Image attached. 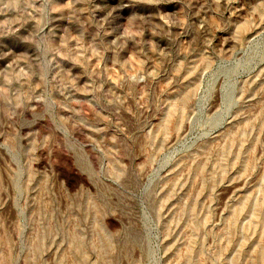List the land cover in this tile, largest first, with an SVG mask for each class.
<instances>
[{
    "label": "rangeland",
    "instance_id": "obj_1",
    "mask_svg": "<svg viewBox=\"0 0 264 264\" xmlns=\"http://www.w3.org/2000/svg\"><path fill=\"white\" fill-rule=\"evenodd\" d=\"M0 264H264V0H0Z\"/></svg>",
    "mask_w": 264,
    "mask_h": 264
}]
</instances>
